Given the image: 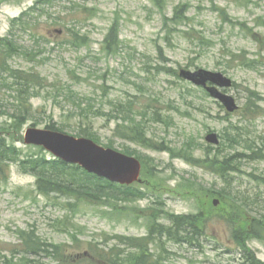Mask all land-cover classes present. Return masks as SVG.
Masks as SVG:
<instances>
[{"label": "rangeland", "instance_id": "1", "mask_svg": "<svg viewBox=\"0 0 264 264\" xmlns=\"http://www.w3.org/2000/svg\"><path fill=\"white\" fill-rule=\"evenodd\" d=\"M36 1L0 0V38L10 34L13 20ZM41 9H45L42 15L33 16L37 20L33 33L39 37L36 60L20 55L11 62L14 68L36 72L45 80L32 100V118L15 136L21 137L16 146L24 155L37 154V149L23 143L28 127L46 129L54 122L71 136L92 127L100 145L120 152L129 149L141 160L142 183L133 186L148 194L128 200L111 196L80 204L68 213L60 197L38 191L35 176L9 164L7 178L0 170V264H5L4 257L11 261L12 253L23 250L22 231H33L61 247L70 264H88L93 251L118 248L117 238L147 236L157 218L170 225L169 215L205 214L219 208L213 203L220 197L211 193L219 192L225 182L204 164L206 135L218 134L225 152L230 140L226 135L231 133L223 134L227 128L239 127L257 156L264 155V0H55ZM114 23L119 45L109 51L105 40ZM73 32L83 38L76 39ZM30 33L14 32L24 49L37 45ZM181 70L227 76L233 87L226 92L239 110L228 114L203 89L177 77ZM16 99V94L0 89V126L18 119ZM89 104L90 112L82 111ZM112 111L116 113L111 117L100 116ZM125 115L141 121L155 149L119 138L127 132L121 119ZM243 151L252 155L242 148L238 153ZM216 156L222 158L212 150L208 158ZM236 166L240 171L232 177L241 182L236 189L264 195L259 180L264 178V159ZM255 209L262 210V205ZM248 247L264 262L262 242L253 240ZM150 249L159 264H244L221 220L209 224L197 245L163 237ZM21 259L19 255L14 263L25 262ZM62 263L59 256L43 252L26 258V264ZM95 264L104 262L97 258Z\"/></svg>", "mask_w": 264, "mask_h": 264}, {"label": "trees", "instance_id": "2", "mask_svg": "<svg viewBox=\"0 0 264 264\" xmlns=\"http://www.w3.org/2000/svg\"><path fill=\"white\" fill-rule=\"evenodd\" d=\"M54 1L37 0L29 10L23 12L21 16L13 20L10 34L5 38H0V89L16 94V100L20 106V110L17 111L19 112L18 119L11 122L9 126H0L3 129V132L0 131V165L2 166L0 170L7 178L6 170L9 168L8 165H18L24 173L37 178L36 186L41 194L47 197L51 195H54L55 198L60 197L64 201L60 205L68 213L74 212L80 204L102 202L111 199V196L115 199L123 200L140 199V195L143 198L148 193H142L139 188L111 184L95 175L88 174L80 167L67 165L53 157L48 158L41 148H37V154L24 155V152L16 146V143L21 141V137L15 136L21 133L25 123L29 118H32L34 114L32 100L38 96L37 89L44 86L45 80L36 72L14 68L11 62L15 57L20 55H24L30 61L36 60L39 51L37 49L38 42L35 39L39 37L36 38V34L34 35L33 33V27L37 21L33 16L38 13L42 15L45 9H41V7L48 6ZM16 30L25 33L31 32L30 34L34 37V42L37 45L30 49H24L22 46H19L14 36ZM72 35L76 39L83 38L75 32ZM105 43L109 51L114 50L119 45L117 23L111 26ZM250 63L252 64V62ZM168 72L172 71L168 70ZM176 76L178 77V74ZM90 105L87 109H82V111L88 112V109L93 108ZM91 113L94 114V111ZM115 113L116 111H112L110 114L103 113L100 116L111 117ZM114 118L117 119L119 116H114ZM121 119L123 120V124H126L125 126L128 128L127 132L121 133L119 138L144 148H156L153 147L151 140L148 139L145 128L141 127L140 120L137 121L130 115H125ZM46 128L65 132L63 127L54 122L47 125ZM83 129L76 132L77 137L93 139L95 142L101 144L99 137L92 127V130ZM229 131L231 135H226V132ZM225 135L230 138L225 152L224 146H222L223 141L217 148L207 146V159L204 161L205 166H209L225 182V186L220 188L219 192L211 193L212 197H220L219 208H213L212 212L205 214L169 215L170 225L167 222L160 223L157 218V221H153L151 224L147 236L137 239H130V237L127 239L124 237L117 238L120 242L118 248L102 249L98 253L93 251L88 264H95L97 258L102 260L104 264H159L150 246L157 244L160 238L167 237L172 240H178L182 244L197 245L200 239L206 236V229L208 230L209 224L215 220H221L227 225L232 239L242 253L244 264H264V262L256 258L255 254L248 247V243L253 240L264 244V195L256 192L248 194L239 189L237 190L236 188L240 186L241 182L234 176L232 177V175L240 171L236 166L238 163L245 160L264 159V155L260 153V156H257L259 153L253 150V146L248 142L250 139L245 138L241 128H227L223 137ZM188 143L191 147L192 143ZM239 148L250 151L252 155H248L244 151L238 153ZM212 150H215L222 158L219 159V156H216L213 160L209 159L208 156H210ZM123 152L127 155H135L129 149H125ZM185 156L190 159L188 153ZM236 180H238V183H236ZM259 180L262 181L264 186V178H259ZM260 205H262V210L258 211L255 209V206ZM246 213L255 214L256 217H248ZM179 232L182 237H178ZM209 236L207 232V237ZM20 240L23 250L16 251L14 254L12 253L13 257L11 261L7 257H4L5 264H18L14 263V261L19 255L22 257L21 260H25L21 264H26V258L36 257L40 255V252L59 256L60 260L64 262L62 264H70L61 247L43 241L33 231L20 232ZM125 246L127 248L126 251L122 249ZM55 260L58 261V259Z\"/></svg>", "mask_w": 264, "mask_h": 264}, {"label": "water", "instance_id": "3", "mask_svg": "<svg viewBox=\"0 0 264 264\" xmlns=\"http://www.w3.org/2000/svg\"><path fill=\"white\" fill-rule=\"evenodd\" d=\"M180 76L196 86L205 88L211 97L219 101L229 113H234L238 109L235 99L219 90L231 88L233 85L232 81L222 73L181 70ZM209 83L212 85L209 86ZM206 141L213 145L220 143L215 133L207 135ZM24 143L42 147L56 159L69 165H78L88 173L112 183L131 185L141 182L142 164L138 159L104 148L90 139L30 127L25 132ZM217 204L218 202H215V205Z\"/></svg>", "mask_w": 264, "mask_h": 264}, {"label": "bare ground", "instance_id": "4", "mask_svg": "<svg viewBox=\"0 0 264 264\" xmlns=\"http://www.w3.org/2000/svg\"><path fill=\"white\" fill-rule=\"evenodd\" d=\"M52 252V251H51Z\"/></svg>", "mask_w": 264, "mask_h": 264}]
</instances>
